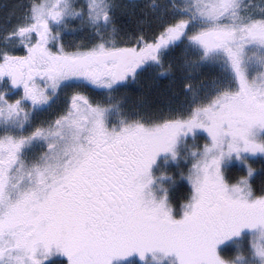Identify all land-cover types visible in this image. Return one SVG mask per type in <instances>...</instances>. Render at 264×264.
<instances>
[{
	"label": "snow or ice",
	"instance_id": "1",
	"mask_svg": "<svg viewBox=\"0 0 264 264\" xmlns=\"http://www.w3.org/2000/svg\"><path fill=\"white\" fill-rule=\"evenodd\" d=\"M17 7L0 22V264H264V0ZM168 75L177 102L122 106V85ZM162 155L187 165L179 214Z\"/></svg>",
	"mask_w": 264,
	"mask_h": 264
},
{
	"label": "flooded vegetation",
	"instance_id": "2",
	"mask_svg": "<svg viewBox=\"0 0 264 264\" xmlns=\"http://www.w3.org/2000/svg\"><path fill=\"white\" fill-rule=\"evenodd\" d=\"M116 3L118 4H127L130 6H134V12L136 14L137 17H139L140 15H142V13L140 12V9L143 8L145 5H148L150 3H152V0H115ZM157 3L160 2V0H156ZM257 2H259V0H257ZM118 20L121 23V27L127 28L128 30H131V27H135L136 26V20L133 19V17L128 16L127 14L125 15H119L118 13ZM131 26V27H130ZM69 35H72V33H69ZM75 35H80L79 33H76ZM173 55H175L176 57H180L181 56V50L177 49L175 50V52L173 53ZM193 72L194 75L197 76V73L195 72V66H193ZM171 79V76H161L158 77L157 82L155 84H145L144 89L142 90L141 87L137 84H135V82L133 81H129L127 83V85H122V88H128L132 93H135V95H130L127 96L124 100L123 103H127V104H131L134 107H143V103H151L152 105H159L162 109H166L170 104H174L175 102H177L179 100V97H174L171 101L170 100H166V96H168V93L166 92V88H167V81ZM151 90L148 94V97L151 98L148 102H139L138 99H136L137 95H140L142 91H147V90ZM93 92V94L95 95V91L91 90ZM155 93L157 95V97L162 98V101L157 102L156 100L158 99H154L153 97H155ZM159 94V95H158ZM113 99H118V97H113ZM159 103V104H157ZM114 112L115 110H113L112 112V116L114 117ZM115 118V117H114ZM181 150L182 152H184L185 150L187 151V149H184L183 145H181ZM184 161L181 159L179 161H173L170 158L166 159V156L162 155L160 157V160L158 161L157 165H178V164H183ZM167 178V177H165ZM161 180H165L163 177L160 178Z\"/></svg>",
	"mask_w": 264,
	"mask_h": 264
},
{
	"label": "trees",
	"instance_id": "3",
	"mask_svg": "<svg viewBox=\"0 0 264 264\" xmlns=\"http://www.w3.org/2000/svg\"><path fill=\"white\" fill-rule=\"evenodd\" d=\"M15 3H17V2H12L11 1V2L3 3L2 1H0V22L3 21L4 16L7 13H11V12L14 11V9L16 8L15 7L16 6ZM1 12H2V14H1ZM139 96L140 95H137L136 99H138L139 102H141V100L139 99ZM153 98L155 100L158 98L156 100L157 102L162 101L161 100L162 98L157 97L156 93H155V97H153ZM165 98H166V100H169L168 96H166ZM150 99L151 98L147 97V99L144 102H148ZM157 104H159V103H157ZM184 149H186V148L184 147ZM256 162H257V166H258L259 163L264 162V161H261V160H259V158H257ZM180 165H182L181 167H186L187 166L185 164V162L183 164H180ZM162 166L164 167V169H163L164 171L166 169V172L171 173V176L167 177L166 182H167V185L169 186L171 199H172V201L174 202V204L176 206L177 214H179L180 201H181V199H186L187 198V194L190 191V186H189V184L187 183L186 180L178 178L179 177V169L181 167H179L177 169L176 165H170V164L162 165ZM228 167H229V175L233 174V172H235V171H238V170L242 169V166L239 165V162L230 163ZM173 177L177 178L175 180V183H173ZM227 243H228V241H227ZM233 253H234V251L232 250L231 254H233ZM121 264H141V261H139V259L136 258V257H131L127 261L121 262Z\"/></svg>",
	"mask_w": 264,
	"mask_h": 264
},
{
	"label": "rangeland",
	"instance_id": "4",
	"mask_svg": "<svg viewBox=\"0 0 264 264\" xmlns=\"http://www.w3.org/2000/svg\"><path fill=\"white\" fill-rule=\"evenodd\" d=\"M0 1H2L3 3L11 2V1L12 2H17V3H15L16 4V6H15L16 8L14 7L15 9H14L13 12H18L19 11V9L17 7L18 5H21V4L27 5V3H28V0H0ZM1 14H2V12H1ZM215 70L216 69H214V68L213 69L201 68L200 71L201 72H209V71H215ZM197 76H199V73H197ZM122 106L123 107H127V108H133L134 107L130 103L127 104L126 102L123 103ZM116 116H118V113L115 111L114 112V117H116ZM233 162H237V161H232L231 163H233ZM239 165H240V163H239ZM181 166L182 165H180V164L176 165L177 169L179 167H181ZM163 169H164V167L162 166V164H160V165H157L156 164L155 167H154V171L157 172V173H159L161 171H164ZM163 178L165 179V180H162L163 183L167 185V182H166V179L167 178H165V177H163ZM241 244H244L245 247H246V245H247V234H245V237L243 238V240L234 239V240L228 241V243L226 242L224 245L221 246V252H223L224 254L230 256L231 255V251L233 250L234 252H236L237 251V248H238V245H241Z\"/></svg>",
	"mask_w": 264,
	"mask_h": 264
}]
</instances>
